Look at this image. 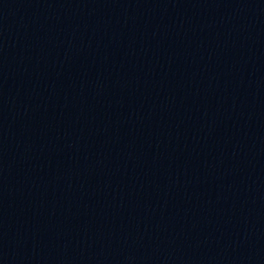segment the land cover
Returning <instances> with one entry per match:
<instances>
[{
  "label": "water",
  "instance_id": "water-1",
  "mask_svg": "<svg viewBox=\"0 0 264 264\" xmlns=\"http://www.w3.org/2000/svg\"><path fill=\"white\" fill-rule=\"evenodd\" d=\"M0 264H264V0H0Z\"/></svg>",
  "mask_w": 264,
  "mask_h": 264
}]
</instances>
